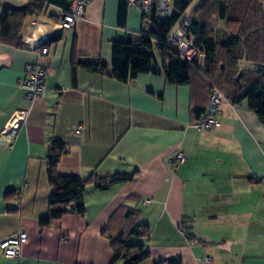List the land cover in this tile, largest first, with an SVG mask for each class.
Returning a JSON list of instances; mask_svg holds the SVG:
<instances>
[{
	"label": "crops",
	"instance_id": "0c3cea01",
	"mask_svg": "<svg viewBox=\"0 0 264 264\" xmlns=\"http://www.w3.org/2000/svg\"><path fill=\"white\" fill-rule=\"evenodd\" d=\"M198 2L192 0L185 13ZM220 3L230 19L231 10L241 8L240 0ZM3 5L23 16L16 32L21 43L0 40V241L23 230L27 242L18 259L0 252V264H124L113 261L108 236L126 228L129 210L135 224L149 228L148 238L128 240L149 252L141 264H264V120L246 100L227 99L219 108L220 127L197 131L193 113L205 107L209 95L198 72L186 85L169 84L153 47L158 72L125 83L112 78V42H136L142 28L140 13L129 7L119 24L120 0H92L71 30L57 26L65 0H0V13ZM206 10L197 15L211 21L218 43L238 34L237 24L229 27L214 8ZM261 34L249 35L240 69L254 70L250 56L264 48ZM36 45L48 48L45 91L31 102L18 83L25 67L37 61ZM73 53L105 62L107 71L78 68L73 83ZM22 112L24 120L6 135ZM52 140L69 150L57 164L60 175L132 178L102 191L89 183L83 215L69 213L41 227ZM178 153L185 162L171 164Z\"/></svg>",
	"mask_w": 264,
	"mask_h": 264
},
{
	"label": "trees",
	"instance_id": "16d2710c",
	"mask_svg": "<svg viewBox=\"0 0 264 264\" xmlns=\"http://www.w3.org/2000/svg\"><path fill=\"white\" fill-rule=\"evenodd\" d=\"M66 1V0H65ZM241 8L231 10V19L228 18V9L220 0H199L190 13L193 22L188 29V36L194 41L198 55L192 60H183L178 49L167 46L166 39L176 27L190 6L192 0H174L173 10L169 17L152 18V28L144 31L141 28L136 42L130 40L113 41L111 69L109 75L120 82H127L139 74L158 72L154 54L151 50L157 49L163 59L162 67L169 84L186 85L189 83L192 72H198L207 81L209 93L213 88L223 93L226 100L231 103L247 101L248 107L260 120H264V48H257L250 57L255 63L254 70H243L237 65L242 58L247 44L251 43L250 34L264 33V0H240ZM67 3V2H66ZM128 7L120 0L118 22H125V9ZM207 13L214 8L218 19H224L231 27L237 24L238 34L231 35L226 43H218L214 37V26L208 18L197 13L206 9ZM66 9V8H65ZM256 14V15H254ZM23 14L13 7L3 5L0 13V40L21 43L18 32L21 27L19 17ZM254 17V18H253ZM256 17V19H255ZM210 18V17H209ZM261 34V35H262ZM263 36V35H262ZM253 39V38H252ZM253 50V48H252ZM166 61V62H165ZM261 67V69H258ZM83 68L92 72L103 73L107 71V64L101 60H84L73 53L71 72L73 83L76 81V71ZM249 77L245 81V77ZM209 96V95H208ZM207 104V103H206ZM206 106V105H205ZM195 109L193 119L204 109ZM65 143L52 140L47 148V178L50 186L48 210L45 218L41 219V227L49 226L69 213L83 215L85 205L83 194L86 186L93 183L99 190H106L111 185L131 180L130 175H114L111 177L90 176L82 179L76 176H64L57 172V164L61 156L68 153ZM7 192V196H8ZM134 212H126L125 218L129 224L121 228L113 236H108L113 251V261L122 259L124 264H141L149 258V252L142 245L131 244V238H148L149 228L146 225H137L133 222ZM103 233L105 232L102 230Z\"/></svg>",
	"mask_w": 264,
	"mask_h": 264
},
{
	"label": "built area",
	"instance_id": "2783aa9c",
	"mask_svg": "<svg viewBox=\"0 0 264 264\" xmlns=\"http://www.w3.org/2000/svg\"><path fill=\"white\" fill-rule=\"evenodd\" d=\"M92 0H66L67 8L62 11V16L58 22L60 30H71L75 24L82 19L85 14L87 5ZM129 8L136 9L142 18V28L149 31L152 28V18H166L172 13L171 0H123ZM193 22L190 13H186L180 23L174 27L172 32L166 39L167 46H173L178 49L183 60L192 61L198 55V49L195 47L194 41L188 36V29ZM35 54L37 61L28 64L25 67V77L18 83V87L25 93L28 101H36L45 91L46 78V57L48 48L45 45H36ZM261 69V67H258ZM226 102V98L222 92L213 88L208 96L205 108L192 120L191 126L197 131H209L220 127L218 119L219 108ZM26 112L18 113L13 117L7 125L4 132L11 135L24 120ZM82 127H78L75 131L80 134ZM185 157L182 153H178L171 164H182ZM150 202L144 199L143 203ZM27 242V233L19 230L7 236L0 241V252L6 258L18 259L21 257L22 246Z\"/></svg>",
	"mask_w": 264,
	"mask_h": 264
},
{
	"label": "rangeland",
	"instance_id": "374dc122",
	"mask_svg": "<svg viewBox=\"0 0 264 264\" xmlns=\"http://www.w3.org/2000/svg\"><path fill=\"white\" fill-rule=\"evenodd\" d=\"M251 64V63H250ZM249 69V68H248Z\"/></svg>",
	"mask_w": 264,
	"mask_h": 264
}]
</instances>
